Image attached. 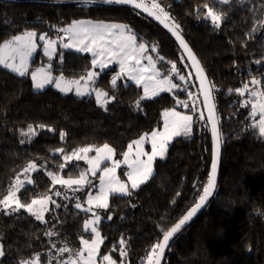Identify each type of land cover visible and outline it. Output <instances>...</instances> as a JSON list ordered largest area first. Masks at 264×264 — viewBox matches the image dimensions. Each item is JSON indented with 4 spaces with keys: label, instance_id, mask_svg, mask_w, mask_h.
<instances>
[{
    "label": "trees",
    "instance_id": "trees-1",
    "mask_svg": "<svg viewBox=\"0 0 264 264\" xmlns=\"http://www.w3.org/2000/svg\"><path fill=\"white\" fill-rule=\"evenodd\" d=\"M158 3L173 18L169 22L179 25L180 35L209 82L215 85L212 93L221 137L214 195L199 217L172 241L164 264H264V137L251 128L254 121L249 116L250 107L241 106L248 98L247 93L241 97L234 91L245 83L250 88L253 77L264 86V27L260 25L264 20V0H231L229 4L218 0H158ZM205 5L222 14L220 28L204 19ZM75 20L129 25L140 38L138 42H144L150 50L152 45L157 46L153 54L161 76L168 74L175 79L177 75L169 69L171 63L177 65L179 75L186 77L185 89L145 99L137 109L135 102L142 96L140 87L128 83L113 88L111 70H106L95 84V88L115 96L105 110L93 96L64 95L52 85L35 91L32 86L30 73L39 65L49 66L54 78L79 80L92 69V59L87 53L58 47L49 59L39 44L27 75L21 77L0 66V198L7 195L16 172L32 161L45 164L48 171L64 177L78 176L84 165L73 163L61 170V156L54 153L58 148L70 152L108 144L115 150V158L120 159L129 143L162 127L165 110L175 108L190 114L191 133L168 144L164 158L154 161L150 178L131 190V195L110 197V206L98 227L104 238L101 256L109 254L118 263L122 259L125 264H146L151 246L197 202L208 179L211 142L197 87L174 40L152 21L125 7L0 1V43L26 31L56 38L62 33L57 28L67 27ZM161 56L163 61L158 59ZM257 60L262 62L257 64ZM229 89L233 91L230 93ZM190 102L201 115L194 113ZM29 125L43 130L29 144L21 146L20 131ZM61 132L66 133L63 140ZM120 176L124 178L123 171ZM32 180L31 186L18 193L24 203L49 194L52 189L43 171L36 172ZM59 205L51 207L45 223L37 222L22 210L10 214L1 211L0 245L5 254L0 264H20L37 254L42 264H55L59 248L77 249L82 235L90 238L91 234L83 231L89 213L74 208L72 201L61 200ZM109 215L111 220L107 219ZM49 231L57 235L48 237ZM121 238L127 250L123 258Z\"/></svg>",
    "mask_w": 264,
    "mask_h": 264
},
{
    "label": "snow or ice",
    "instance_id": "snow-or-ice-1",
    "mask_svg": "<svg viewBox=\"0 0 264 264\" xmlns=\"http://www.w3.org/2000/svg\"><path fill=\"white\" fill-rule=\"evenodd\" d=\"M84 4H94L97 0H81ZM99 2L106 5H131L134 9H140L146 12L149 16H153L164 24L165 28L171 32V34L179 42L180 47L187 53L192 65L197 73V78L200 82V91L204 97V106L208 110V123L211 124V132L213 138L212 149V165L211 171L208 175L207 182L203 185L202 192L199 194L197 202L191 207L186 214L179 219L177 223L171 226L169 229L163 231L162 240H158L157 243L151 246L146 256V264H160L166 247L169 245V241L172 239L175 233L180 231L182 226L189 221L199 209L208 201L214 193L216 187V169L219 156V145L221 143V137L217 130L216 116L214 113V106L212 105V90L215 88L214 84H211L204 76V70L200 67L199 61L192 53L188 44L181 37L178 29L179 25L174 21L170 26L166 21L173 18L167 13L163 7L157 2V0H151L150 3L146 0H99ZM221 4H229L231 0H218ZM207 14L204 19H210L215 28H220L223 16L213 10L210 5H205ZM260 25L264 27V20L260 21ZM55 27V26H54ZM58 32H63L64 37L59 39L60 46L65 49H74L78 53L88 52L92 55L91 61L92 68L99 67L101 71L107 68L110 64L116 63L119 65L120 71L112 77L111 85L113 88L118 87L117 81L122 77H127L128 80L133 81L137 87L143 86V96H141L136 102L135 107L140 109L141 101L145 99H151L154 96L159 95L160 92H171L177 88L178 85L172 83L168 74H164L162 78L161 72L157 68V61L150 55H144L149 50V47L144 42L137 41L140 39L135 34L129 25L127 24H115L104 22H92L84 20H75L67 27L57 28ZM255 31V29H253ZM65 38L67 43L64 42ZM37 41L43 42L44 55L51 58L53 52H55L57 40H52L47 37V34H40L34 31H26L19 35H13L10 40L0 43V66L9 71L16 73L23 77L27 75L28 60L37 49ZM151 51L156 52L157 46L152 45ZM146 59L147 65L142 64L141 60ZM160 61L164 60V57H158ZM262 61L257 60L259 64ZM171 63V62H169ZM170 73H175L178 78L183 81L186 77L179 75V70L175 63H171ZM99 73L89 70L86 76H81L80 80L84 81L83 88L80 85V80L65 81L63 76L53 78L51 73L47 69H38L31 73L32 86L36 90L43 89L46 84L54 83L55 86L61 91H70L73 85L76 86V94L83 96L85 94L95 93L96 103L100 107L106 109V105L115 99V96H109L107 91L99 88L89 89L90 84L96 83V77ZM151 81L152 83H148ZM255 86L253 89H249L248 83L243 84L241 88H237L234 91L244 96L247 93L249 99L242 102V107L251 106L249 112L250 118L254 121L251 128L260 136L264 137V86L262 81L253 77L250 81ZM233 89H229L231 93ZM191 96V94H189ZM254 98V99H253ZM178 104H183L184 107H188L187 103L178 101ZM195 111V107L192 109ZM257 116L259 119L257 120ZM164 120V130H153L151 133H144L138 139L132 141L127 146V151L123 153V161L113 160L115 150L108 144H104L102 147H82L73 150L71 154H65L63 160L65 163L59 165V168L63 170L66 167L67 162L73 158L76 160L83 159L88 164V169L81 171L76 178L69 177L64 179L58 174L51 171L47 172V175L51 179L53 188L59 184L65 187L66 190L80 191L85 185L89 183L88 173L92 176H96L97 172H100V190L96 196L89 194V197L85 203L89 205L88 208H83L81 203H76L75 207L88 213L92 212L93 206L96 208L108 209L109 197L112 195H131V190L137 189L147 179L150 178L153 172V161L157 156L164 158L166 152L167 143L173 136L181 134L188 135L191 133V125L193 117L191 115H185L173 109H167L162 113ZM203 119V117H201ZM40 128H44L45 125H38ZM48 131H54L52 128H48ZM22 136H28L31 139L36 135L33 130V126L29 125L26 132H21ZM66 133L61 132L60 138L64 139ZM146 141L151 143V153L144 150V144ZM24 141H21L23 143ZM135 146V151L133 150ZM56 152H64L63 148H58ZM95 151L94 157H89L88 153ZM147 157V159H142ZM111 160L112 167H103L101 165ZM121 163L127 165L128 171L124 173L127 177V181L131 184V190L128 187L127 182H122L116 175V169L120 167ZM37 165L33 162H29L23 169L20 175L29 173L30 171H36ZM28 184L34 183L30 178H26ZM73 186H76L73 188ZM24 187V181L19 179V175L9 187L7 195L0 198V206L5 214L11 212H17L20 209L28 212L34 216L36 220L41 222L45 221V212L48 211L47 205L49 203H55L48 194H41L34 197L30 203H24L21 201L18 193ZM51 192L52 189H49ZM56 196H61L62 193L55 191L53 193ZM179 195V193H178ZM68 198V197H64ZM59 208L60 205L56 204ZM107 219L111 220L112 216L109 215ZM101 217L92 212V218L84 220L83 231L91 233L90 238L80 237V247L77 249L64 246L59 248L58 254L63 256L68 253L66 260L58 261L57 264H117L113 257L109 254L100 255V246L104 242V238L101 236L98 230V224ZM48 237L57 235L54 232H46ZM120 256L123 258L127 255V250L124 247L125 240H120ZM55 247V245H53ZM115 251V246L112 249ZM3 246L0 245V257L4 256ZM20 264H40V256L37 254L31 260H23ZM120 264H123L121 259Z\"/></svg>",
    "mask_w": 264,
    "mask_h": 264
},
{
    "label": "rangeland",
    "instance_id": "rangeland-1",
    "mask_svg": "<svg viewBox=\"0 0 264 264\" xmlns=\"http://www.w3.org/2000/svg\"><path fill=\"white\" fill-rule=\"evenodd\" d=\"M146 2H148V3H150L151 2V0H146ZM157 2H158V0H157ZM37 36H39V35H37ZM65 36V34L62 32L58 37H56V38H53V37H49V36H47L48 38H50V39H52V40H57V44H56V46H55V48H56V50H55V52H53V54H52V56H51V58H49V56H46V57H48L49 59H52L53 57H54V55L56 54V52H57V49H58V47H61L60 46V43H59V39L61 38V37H64ZM11 39V38H10ZM9 39V40H10ZM64 42L65 43H67L68 41H67V39L65 38V40H64ZM137 43H139L138 41H137ZM39 44H41V47H42V51H43V54H44V47H43V42L42 41H37V51H38V49H39V47H40V45ZM61 49H65V48H62L61 47ZM66 50H74V49H66ZM36 51V52H37ZM36 54V53H35ZM144 55H150V56H152L153 57V59L154 60H156L155 59V56H154V54H153V52L149 49L146 53H144ZM35 56V55H34ZM34 56H33V58H34ZM90 57H91V59H93V57H92V55L90 54ZM33 58H29V60H28V68H29V66H30V64H31V60L33 59ZM141 63L142 64H145V65H147V63H148V61L146 60V59H142L141 60ZM38 69H48V70H50V68H49V66H44V65H39L38 66V68H37V70ZM28 70V69H27ZM92 71H94V72H97V73H99V75L96 77V82H97V80H98V78L100 77V75L104 72V71H106V70H111V72H110V74H111V76L113 77V76H115L119 71H120V68H119V65L118 64H116V63H112V64H110L107 68H105L103 71H101L100 70V68L99 67H96V68H92L91 69ZM50 72V71H49ZM51 73V72H50ZM51 75H52V73H51ZM86 76V75H85ZM52 77L54 78V75H52ZM112 77H111V79H110V82H111V80H112ZM163 76H161L160 78H162ZM56 78V77H55ZM169 79L172 81V83H174V84H176V85H178V87L177 88H175V89H173L171 92H168V91H164V92H160L159 93V95L160 94H164V93H168V94H174L177 90H184L185 89V85H184V80L183 81H181L179 78H178V76L174 79V78H172V76L171 75H169ZM65 81H73V80H67V79H64ZM80 80V79H79ZM128 83H133V84H135L133 81H131V80H128L127 79V77L125 76V77H122L121 79H119L118 81H117V84L118 85H125V84H128ZM148 83H152L151 81H149ZM96 84V83H95ZM95 84L93 85V84H90L89 85V89H91V88H93V87H95ZM80 85H81V87L83 88V86H84V81L83 80H80ZM49 85L48 84H46L45 85V87L43 88V89H40V90H44L45 88H47ZM53 87L55 86V84L54 85H52ZM253 88H255V86L254 85H251V87L249 88V89H253ZM34 89V88H33ZM55 90H57V91H59V92H61L56 86H55V88H54ZM140 89H141V91H142V96H143V94H144V92H143V86H140ZM35 91H40V90H36V89H34ZM102 90V89H101ZM61 93H63V94H75V95H77L76 94V86L75 85H73L72 87H71V90L70 91H66V92H61ZM85 95H89V94H85ZM159 95H157V96H159ZM84 96V95H83ZM89 96H93V98L95 99V101H96V96H95V93L94 92H92ZM154 97H156V96H154ZM153 97V98H154ZM241 97H243V96H241ZM152 99V98H151ZM249 99V97L247 98L246 97V99H245V101L246 100H248ZM254 99V98H253ZM190 107H195L194 106V104L192 103V102H190ZM249 107H250V110H251V106L249 105ZM198 110V111H197ZM178 112H180V111H178ZM199 113V115H201V112H200V110L197 108H195V111H194V113ZM180 113H182V114H185V115H190V114H187V113H183V112H180ZM192 124H193V121H192ZM191 127H192V125H191ZM27 129L28 128H26V129H24V130H21L20 131V144H21V146H25V145H27V144H29L32 140H34L36 137H37V134L39 133V132H41L43 129H36L35 127H33V130L36 132V135L35 136H32L31 137V139H29V137L28 136H22L21 135V132H26L27 131ZM164 130V120H163V124H162V127L158 130V131H163ZM151 133V132H150ZM183 135H185V134H181V135H178V136H183ZM178 136H173L172 138H171V140L167 143V146H166V151H167V147H168V144L170 143V142H173V140L175 139V138H177ZM21 141H24L23 143H21ZM86 147H88V146H86ZM79 149V148H78ZM133 150L135 151V146H133ZM144 150L146 151V152H148V153H151V143H150V141H146L145 142V144H144ZM73 152V150L72 151H70V152H67V151H65L64 150V152H54V153H56V154H59L60 156H61V159H62V161H63V163H65V161L63 160V156L65 155V154H71ZM96 155V153H95V151H92V152H89L88 153V156L89 157H94ZM165 155H166V152H165ZM164 155V156H165ZM142 159H147V157H142ZM156 159H161L159 156H157L156 158H155V160ZM113 160H120V161H123V156H122V158H120V159H116L115 158V154H114V156H113ZM154 160V161H155ZM154 161H153V163H154ZM33 163H35L36 165H37V170L36 171H30L29 173H26V174H24V175H20L22 172H23V169L28 165H26V166H24L22 169H20L18 172H16V174L14 175V177H13V179H12V181H11V184H10V186L13 184V182L15 181V179L17 178V176L19 175V179L21 180V181H24V187L25 186H31L32 184H28L27 183V180H26V178H30V179H32L33 178V175L36 173V172H38V171H43V172H45V174L47 175V172H49L46 168H47V166L45 165V164H42V163H39V162H35V161H32ZM73 163H75V164H83L84 165V170H82V171H85V170H87L88 169V164L83 160V159H81V160H76L75 158H73L71 161H69V162H67V164H66V167L68 166V165H71V164H73ZM105 166H107V167H112V161L111 160H108V161H105L102 165H101V168H103V167H105ZM152 168H153V165H152ZM120 171H123V173H125V172H127L128 171V168H127V165L126 164H124V163H121V165H120V167L119 168H117L116 169V175H117V177H119V179L122 181V182H127L128 183V187H129V189L131 190V184H130V182H128L127 181V177L124 175V178L122 179L121 178V176H120ZM52 172V171H51ZM53 173H55V172H53ZM55 174H58V175H60L61 177H63L64 179H68L69 177H64V176H62L60 173H55ZM99 174V176H100V172L98 171L97 172V174H96V176H92L91 175V173H88V180H89V183L87 184V185H85L80 191H72L71 189H69V190H66L65 189V187L64 186H62V185H59V184H57V185H55V187L53 188V185H52V183H51V179H50V177L47 175V177L49 178V180H50V183H51V186H52V191L48 194V195H50L51 196V199L53 200V201H55V203H49L48 205H47V207H48V211H46L45 212V221H47V218H48V214H49V212H50V209H51V207L52 206H55L56 207V204H59L60 203V201L61 200H63V201H65V202H67V201H72V205H73V207L74 208H76L75 207V204L76 203H81L82 204V206H83V208H88L89 207V205L87 204V203H85V201H87V199H88V197H89V194H91L92 196H96L98 193H99V190H100V179H99V176H97ZM79 176V175H78ZM78 176H76V177H78ZM76 177H72V178H76ZM9 186V187H10ZM76 186H73V188H75ZM55 191H59V192H61L62 193V195L61 196H56V195H54L53 193L55 192ZM117 195H119V194H117ZM68 197L67 199L66 198H64V197ZM111 197V196H110ZM110 197H109V200H110ZM77 209V208H76ZM20 210H22V211H24L23 209H20ZM19 210V211H20ZM77 210H80V211H82L81 209H77ZM106 210L107 209H102V208H96V207H94L93 206V208H92V212H95L96 214H98L100 217H101V220H100V222L103 220V218H104V213L106 212ZM1 211H3L2 210V206H0V212ZM9 212H11L10 210H9ZM24 212H26V211H24ZM84 212V211H83ZM92 212H88L89 213V216H88V218L87 219H90V218H92ZM30 217H32L33 219H35V217L34 216H32V215H30L28 212H26ZM36 220V219H35ZM37 222H40V223H45V222H41V221H38V220H36ZM100 222H99V224H100ZM99 224H98V227H99ZM99 230V229H98ZM88 233H90V231L88 232ZM91 234V233H90ZM101 247V246H100ZM59 250V249H58ZM58 252V251H57ZM57 255H59L58 253H57ZM35 256H33V257H31V258H29V259H26V260H31V259H33ZM60 257H63L64 259H62V260H66L67 258H68V255L67 256H57V257H55V259H54V261L56 260V263L55 264H57V262L58 261H62V260H60L59 258ZM1 258V257H0ZM23 261V260H22ZM40 264H42L41 262H40ZM50 264H53V263H50ZM117 264H120V263H118L117 262ZM123 264H125V262H124V260H123Z\"/></svg>",
    "mask_w": 264,
    "mask_h": 264
},
{
    "label": "water",
    "instance_id": "water-1",
    "mask_svg": "<svg viewBox=\"0 0 264 264\" xmlns=\"http://www.w3.org/2000/svg\"><path fill=\"white\" fill-rule=\"evenodd\" d=\"M2 2H8V3H16V4H37V5H68V4H83L81 2V0H0ZM93 5H101V6H106V7H125V8H128V9H131L141 15H143L144 17H146L147 19H149L150 21H152L154 24H156L159 28H161L162 30H164L173 40L174 42L176 43L178 49L180 50L181 54L183 55L187 65L189 66V69L191 71V74L193 76V79H194V82L196 84V87H197V92H198V96H199V100H200V104H201V107H202V112H203V115H204V118H205V121H206V124H207V127H208V131H209V136H210V142H211V163H210V169H209V173L211 171V165H212V149H213V138H212V132H211V124L208 123V110L207 108L204 106L205 102H204V97L203 95L201 94V91H200V82H199V79L197 78V73L192 65V62L191 60L189 59L187 53H185V51L180 47L179 45V42L176 40V38L171 34V32L168 30V28H165L164 27V24H162L159 20L155 19L153 16H149L146 12L144 11H141L140 9H134L131 5H115V4H112V5H106V4H103L101 2H99V0H97L96 3H94ZM166 23H168L170 26L172 25L169 21H166ZM182 37V36H181ZM183 38V37H182ZM185 41V40H184ZM186 42V41H185ZM190 48V47H189ZM191 49V48H190ZM192 51V50H191ZM193 53V51H192ZM194 54V53H193ZM195 55V54H194ZM196 57V56H195ZM197 59V57H196ZM198 60V59H197ZM199 65L200 67L202 68L200 62H199ZM204 70V69H203ZM204 76L207 78L208 80V77L204 71ZM209 81V80H208ZM212 105L214 106V113H215V116H216V123H217V130L219 132V125H218V119H217V114H216V108H215V104H214V98H213V93H212ZM220 134V133H219ZM220 160H221V143L219 145V156H218V162H217V169H216V186H217V177H218V171H219V165H220ZM216 189V187H215ZM215 192V190H214ZM214 195V193H213ZM212 195V196H213ZM211 197H209L208 201L204 204V206L199 209L197 211V213L189 220L187 221L183 226L182 228L180 229V231H178L177 233L174 234V236L172 237V239L169 241V245L168 247H166L165 251H164V254L162 256V258L160 259V264H164V260H165V256H166V253L169 249V246L171 245L172 241L179 235L181 234L183 231H185L189 225L194 221L196 220L199 215L204 211V209L206 208V206L208 205L209 201L211 200ZM194 206V205H193ZM192 206V207H193ZM190 209V208H189ZM188 209V210H189ZM187 210V211H188ZM186 211V212H187ZM186 212L181 216V218L186 214ZM180 218V219H181ZM179 221V220H178ZM177 221V222H178ZM176 222V223H177ZM173 226V225H172ZM163 236L161 237L160 240H162Z\"/></svg>",
    "mask_w": 264,
    "mask_h": 264
},
{
    "label": "crops",
    "instance_id": "crops-1",
    "mask_svg": "<svg viewBox=\"0 0 264 264\" xmlns=\"http://www.w3.org/2000/svg\"><path fill=\"white\" fill-rule=\"evenodd\" d=\"M37 51V50H36ZM36 51L32 54V56H31V58H33V56L35 55V53H36ZM73 51H75V50H73ZM82 53H87L88 55H90V53H88V52H82ZM30 67V66H29ZM38 68V67H37ZM37 68H35L34 70H32L31 71V73L32 72H35V71H37ZM29 69V68H28ZM8 70V69H7ZM48 70V69H47ZM28 71V70H27ZM49 71V70H48ZM31 73H30V77H31ZM32 80V79H31ZM49 86L50 85H54V83H50V84H48ZM48 86V87H49ZM53 88H55V86L53 87ZM55 90V89H54ZM57 91V90H56ZM59 92V91H58ZM61 93V92H60ZM63 94V93H62ZM64 95H66V94H64ZM73 95H75V94H73ZM75 96H78V95H75ZM85 96H88V95H84V96H78V97H85Z\"/></svg>",
    "mask_w": 264,
    "mask_h": 264
}]
</instances>
